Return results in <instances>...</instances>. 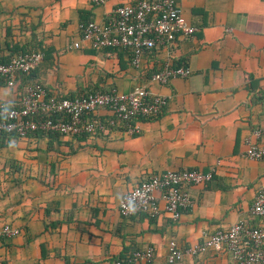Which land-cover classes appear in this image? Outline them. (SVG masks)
<instances>
[{
  "label": "crops",
  "instance_id": "crops-1",
  "mask_svg": "<svg viewBox=\"0 0 264 264\" xmlns=\"http://www.w3.org/2000/svg\"><path fill=\"white\" fill-rule=\"evenodd\" d=\"M132 1L0 0L1 58L43 53L13 86L0 79V103L15 101L34 80L63 95L145 86L167 97L160 114L137 122L136 134L122 125L86 137L0 132V225L18 230L0 239V264H111L147 245L153 258L139 264H225V250L167 263V242L184 248L202 232L240 219L254 223L249 209L264 183V159L244 152L263 141L252 131L264 128V0H176L196 30L144 55L138 68L126 51L95 50L79 32L81 23L102 22ZM166 60L190 74L166 84L149 81ZM167 169L213 171L209 181L186 188L192 205L177 220L162 210L157 190V216L119 214L125 192Z\"/></svg>",
  "mask_w": 264,
  "mask_h": 264
},
{
  "label": "built area",
  "instance_id": "built-area-1",
  "mask_svg": "<svg viewBox=\"0 0 264 264\" xmlns=\"http://www.w3.org/2000/svg\"><path fill=\"white\" fill-rule=\"evenodd\" d=\"M89 1L103 3V0ZM195 30L181 14L176 0H134L112 8L102 22L87 20L81 23L79 32L81 40L95 50H128L129 64L138 68L144 55L169 46L177 37L189 36ZM71 47L77 48L79 44L73 42ZM42 57V51L37 49L18 52L6 61L0 56V79L7 86H13L16 76L33 71ZM189 74V67L172 66L166 60L150 74L149 81L166 84L171 78ZM166 104L165 95L152 93L145 86H135L128 92L109 88L65 97L34 80L24 85L15 101L0 103V132L16 137H26L30 133L94 136L122 125L127 134H136L139 132L137 122L157 116ZM99 108L106 109L109 115H96ZM252 133L256 139L263 137V141L250 143L244 155L264 159V128L253 129ZM212 171L167 169L150 173L121 196L118 212L124 217L157 216L160 207L153 195L157 190L163 201L162 210L170 219L177 220L192 205L186 188L209 181ZM249 216L254 223L240 219L225 228L202 232L199 241L184 248L175 240H169L165 261L173 263L181 261L184 256H197L207 250H225L229 254L225 264H264V183L255 191ZM17 232L7 223L0 225V239ZM152 258L153 248L147 245L114 259L111 264L149 263Z\"/></svg>",
  "mask_w": 264,
  "mask_h": 264
},
{
  "label": "trees",
  "instance_id": "trees-1",
  "mask_svg": "<svg viewBox=\"0 0 264 264\" xmlns=\"http://www.w3.org/2000/svg\"><path fill=\"white\" fill-rule=\"evenodd\" d=\"M113 50H124V51H126L127 54H128L129 60H130V54H129V51H128V50H126V49H120V48L113 49ZM174 66H178V65H174ZM93 91H96V89L83 91V92H81V93L73 94V95H71V94H65V95L60 94V96L73 97L74 95H83V94H86V93H88V92H93ZM48 134H56V133H48ZM86 136H87L86 134H80V135H76L75 137H86Z\"/></svg>",
  "mask_w": 264,
  "mask_h": 264
}]
</instances>
